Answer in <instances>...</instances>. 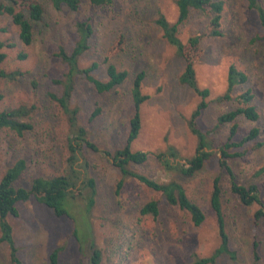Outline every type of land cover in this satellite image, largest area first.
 <instances>
[{
	"label": "rangeland",
	"instance_id": "rangeland-1",
	"mask_svg": "<svg viewBox=\"0 0 264 264\" xmlns=\"http://www.w3.org/2000/svg\"><path fill=\"white\" fill-rule=\"evenodd\" d=\"M39 1L44 13L34 25V39L29 45L19 40L11 18L0 14V40L7 44L0 49L7 54L0 69L20 71L13 80L0 77V110L25 105L29 109L25 119L33 124L22 135L0 128V178L18 158L26 160V167L16 185L28 187L33 177L64 170L68 124L59 104L47 93H60V85L53 79L60 78L66 70L55 52L60 45L70 49L76 21L89 18L95 29L92 48L82 56L80 64L85 66L97 59L100 66L94 74L105 79L103 56L118 35L123 34V50L112 55L110 61L126 69L128 76L102 93L87 80L77 78L72 103L79 108V123L101 148L123 147L134 112L132 81L143 70L141 92L148 98L140 105L141 128L131 148L148 151L150 156L145 163L132 164L131 168L158 181L181 182L188 196L203 209L205 219L195 225L187 211L167 203L134 178L124 177L122 186L117 188L121 178L117 167L103 153L85 150L89 166L82 168L83 176L94 177L97 189L92 207L89 211L85 207L88 188L69 206L74 218L54 215L33 196L18 202V216L10 215L8 220L20 263L49 264L50 252L61 247L56 264H88L89 245L93 241L100 250L99 264H191L195 256L210 255L220 243L209 201L213 179L218 176L226 230L235 255L221 253L216 263L264 264V216L255 221L254 212L259 205L241 203L230 189L229 173L219 162L222 156L219 146L229 134L231 124L218 123L217 117L236 105L234 100L221 97L227 88L228 67L233 64L247 75V80L235 85L231 94L250 89L251 103L259 113L255 121L237 117L235 138L258 126L262 146L247 150L241 157L227 159V164L240 184L255 183L260 187L264 202V169L259 171L264 166V37L256 13L248 8L247 1L223 0V35L202 40L203 53L194 65L195 77L199 87L209 88V95L197 122L207 132L211 156L190 177L165 168L155 156L156 152L171 148L176 153L175 160L182 161L194 154L197 145L188 119L200 98L181 81L184 61L156 23L158 12L171 22L177 19L176 0H112L104 6L80 0L77 11L65 6L55 8L49 0ZM208 18L207 13L192 9L187 20L179 24L178 36L185 41L202 30ZM10 43L13 45L9 46ZM20 53H25V57H20ZM96 108L98 113L91 117ZM152 197L159 198L156 217L140 213L141 206ZM253 241L258 242V258L252 253ZM0 264H15L9 259L8 245L1 241Z\"/></svg>",
	"mask_w": 264,
	"mask_h": 264
},
{
	"label": "trees",
	"instance_id": "trees-1",
	"mask_svg": "<svg viewBox=\"0 0 264 264\" xmlns=\"http://www.w3.org/2000/svg\"><path fill=\"white\" fill-rule=\"evenodd\" d=\"M49 1L55 8L65 6L71 11H77L80 6V0ZM246 1L248 8L255 11L264 37V5L262 0ZM89 2L93 6H104L110 4L112 0H89ZM176 4L178 15L174 22L169 21L161 12H158L156 23L160 27L165 40L175 48L176 53L184 61L181 81L192 88L200 98L188 119V128L195 135L197 145L194 154L182 158V161L175 160L177 156L171 148L165 151H158L155 156L165 168L175 169L181 175L190 177L201 170L211 156L207 132L203 131L197 122L202 110L207 106L206 98L209 95V88L198 86L194 65L203 53L202 40L223 35L221 20L224 2L223 0H176ZM192 9L207 13L208 22L202 30L190 35L183 41L178 36V26L187 20ZM43 13L44 8L39 0H0V14H6L11 18L12 23L17 27L19 40L25 45H29L33 41L34 25L41 20ZM94 31V26L89 18L77 20L75 23V38L71 48L66 49L63 45H60L55 52V55L66 66V70L60 78L53 79L55 84L60 85V93L48 91L47 94L50 99L59 104L68 124L66 137L68 156L64 170L47 176L33 177L28 187L16 185V181L26 167V160L18 158L4 171L0 178V241L8 245L9 259L12 263L21 264L16 254L17 247L13 238L12 226L8 220L10 215L18 216V202L25 201L33 196L39 203L50 208L54 215L74 218L69 206H72V201L77 195H82L84 188H88V193L85 197V207L87 211L92 207L97 189L94 177L88 176L84 178L83 176L82 168L85 169L89 166L83 154L85 150L103 153L117 167L121 175L117 188L122 186L124 177L134 178L162 196L167 203L187 211L195 225H200L205 219L203 209L188 196L181 182L176 179L158 181L131 168L132 164L141 165L145 163L150 156L148 151L133 150L131 148V143L137 138L141 128L140 105L148 98V95L141 92V84L145 76L143 70L137 72L132 81L131 98L134 112L129 120V130L123 147L114 150L101 148L89 138L86 128L79 123V108L72 103L77 78L87 80L97 92L102 93L112 90L115 86L124 82L128 76L126 69H120L115 63L110 61L112 55L123 50V44L125 43L123 34L118 35L103 56L102 63L105 64V79H101L94 74V70L100 66V62L97 59L85 66L80 64L82 56L92 48L91 41ZM6 45L3 40H0V49ZM8 45L11 46L13 44L10 43ZM6 55V52L0 50V63L5 59ZM25 55V53L19 54L20 57H25ZM19 74L20 71L18 70L6 72L0 69V77L2 78L13 80ZM246 80L247 75L243 71L233 64L229 65L227 88L221 97L227 100H234L236 105L217 117L218 123L231 124L229 134L219 146L222 155L219 158V162L229 173L230 189L238 196L241 203L244 205L253 203L259 205L254 212L256 221L264 216V202L260 198V187L255 183L240 184L236 180L231 167L227 164V159L241 157L247 150L262 146V141L258 139L261 132L258 126L250 127L241 138H235L238 133L237 117L243 116L252 121L257 120L259 117L256 106L251 103L253 93L250 89L237 93L235 96L231 94L235 85ZM1 96L0 93V98ZM98 111L99 108H96L92 112L91 117L96 116ZM28 113L29 109L25 105L0 110V128H7L18 135H22L33 128V124L25 119ZM263 169L264 166L259 171ZM209 201L216 218L220 243L210 255L195 256L191 264H217L215 261L216 257L221 253L228 254L230 257L235 255V252L230 248L229 235L226 230V219L222 208L221 187L218 176L213 179ZM140 213L156 217L159 213V198L152 197L147 200L141 206ZM74 233H77V231L74 230ZM252 246L254 258H258V242L253 241ZM89 248L91 252L87 263L99 264L100 250L95 247L93 241L90 242ZM60 249L61 247H57L50 252L49 264L57 263ZM82 254L84 255V252Z\"/></svg>",
	"mask_w": 264,
	"mask_h": 264
}]
</instances>
